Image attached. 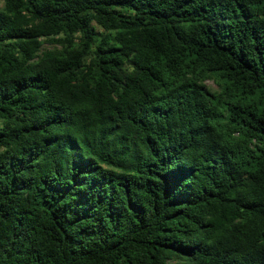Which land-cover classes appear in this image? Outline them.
Here are the masks:
<instances>
[{
	"label": "trees",
	"instance_id": "1",
	"mask_svg": "<svg viewBox=\"0 0 264 264\" xmlns=\"http://www.w3.org/2000/svg\"><path fill=\"white\" fill-rule=\"evenodd\" d=\"M2 1L0 264H264V0Z\"/></svg>",
	"mask_w": 264,
	"mask_h": 264
},
{
	"label": "rangeland",
	"instance_id": "2",
	"mask_svg": "<svg viewBox=\"0 0 264 264\" xmlns=\"http://www.w3.org/2000/svg\"><path fill=\"white\" fill-rule=\"evenodd\" d=\"M3 1L0 0V6L2 5ZM208 87L216 90L217 89V84L215 83V81L213 79H208L205 83Z\"/></svg>",
	"mask_w": 264,
	"mask_h": 264
}]
</instances>
